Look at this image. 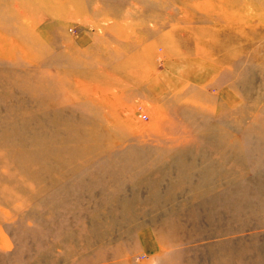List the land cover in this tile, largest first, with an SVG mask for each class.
Masks as SVG:
<instances>
[{
    "label": "rangeland",
    "instance_id": "374dc122",
    "mask_svg": "<svg viewBox=\"0 0 264 264\" xmlns=\"http://www.w3.org/2000/svg\"><path fill=\"white\" fill-rule=\"evenodd\" d=\"M64 208L89 250L158 222L264 264V0H0V223Z\"/></svg>",
    "mask_w": 264,
    "mask_h": 264
},
{
    "label": "crops",
    "instance_id": "0c3cea01",
    "mask_svg": "<svg viewBox=\"0 0 264 264\" xmlns=\"http://www.w3.org/2000/svg\"><path fill=\"white\" fill-rule=\"evenodd\" d=\"M167 71L184 69L183 76H164L161 81L170 89L186 82V78L201 67L214 72L215 69L202 65V62L171 60L166 64ZM211 66V65H210ZM178 67V68H177ZM181 67V68H180ZM174 80H177L174 82ZM191 81V80H190ZM208 81V80H207ZM211 82V80H210ZM177 83V84H176ZM231 83V82H230ZM194 83L187 82L185 89ZM210 84V83H208ZM232 84V83H231ZM228 84L224 94L232 85ZM219 92L214 96L219 102ZM232 102L229 103L231 105ZM69 208V207H67ZM57 216L53 223L52 215L44 220L45 224L37 222L36 214L33 220H21V212H12L10 217L0 223V263L1 264H234V258L229 248L224 247V253L217 255L210 250L211 243L186 249L184 237L179 238L171 232L165 223L152 222L136 232L130 242L116 240L107 246H98L89 250L88 245L80 239H74L68 226L69 217L64 213ZM27 211V210H26ZM36 212V211H35ZM24 226L23 230L19 226ZM7 226V229H6ZM258 264H261V257ZM240 264H248L247 257H240Z\"/></svg>",
    "mask_w": 264,
    "mask_h": 264
},
{
    "label": "bare ground",
    "instance_id": "6f19581e",
    "mask_svg": "<svg viewBox=\"0 0 264 264\" xmlns=\"http://www.w3.org/2000/svg\"><path fill=\"white\" fill-rule=\"evenodd\" d=\"M21 30L23 31V29L21 28ZM24 32V31H23ZM65 84V83H64ZM60 85H62V84H60ZM85 96V95H84ZM99 97V96H98Z\"/></svg>",
    "mask_w": 264,
    "mask_h": 264
}]
</instances>
